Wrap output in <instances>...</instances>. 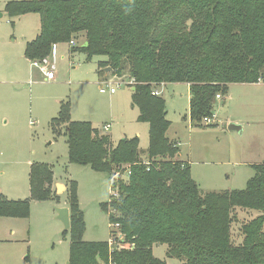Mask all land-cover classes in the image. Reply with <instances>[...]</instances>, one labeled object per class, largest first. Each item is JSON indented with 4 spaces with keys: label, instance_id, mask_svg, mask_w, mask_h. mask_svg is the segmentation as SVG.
Returning a JSON list of instances; mask_svg holds the SVG:
<instances>
[{
    "label": "trees",
    "instance_id": "1",
    "mask_svg": "<svg viewBox=\"0 0 264 264\" xmlns=\"http://www.w3.org/2000/svg\"><path fill=\"white\" fill-rule=\"evenodd\" d=\"M5 12L40 15L39 35L25 49L31 61L47 59L54 46L73 39L88 42L73 49L88 61L105 56L101 67L134 80L132 106L150 126L143 159L138 137L114 145L90 123L72 121L67 103L52 120L56 133L64 129L71 163L110 174L115 191L103 209L125 235L119 253H111L109 241H84V213L73 190L70 264H167L154 256L157 244H168V256L185 264H264V215L242 226L239 246L228 223L237 206L264 211V163L254 166L245 189L202 193L189 162L162 160L179 145L166 136L165 99L153 94L156 85L189 84L191 120L202 124L231 84L264 82V0H7ZM115 170L121 176L129 170L128 181L115 180ZM53 183L50 166L32 164L33 198L59 200ZM30 210V200L0 194V217L29 218Z\"/></svg>",
    "mask_w": 264,
    "mask_h": 264
},
{
    "label": "rangeland",
    "instance_id": "2",
    "mask_svg": "<svg viewBox=\"0 0 264 264\" xmlns=\"http://www.w3.org/2000/svg\"><path fill=\"white\" fill-rule=\"evenodd\" d=\"M6 1L0 0V194L30 200L31 210L29 218L0 217V264H70L72 230H65L56 218V208L72 209L73 190L84 213L83 240L108 242L120 234L122 238L112 248L119 253L125 235L111 224L103 209L115 191L110 174L71 163L64 129L56 133L51 123L62 103H67L72 121L90 123L100 134L111 136L114 145L122 138L138 137L141 157L148 159L150 126L139 120V109L132 106L133 87L129 79L103 70L107 67L100 63L105 56L88 61L86 54L74 50L70 43L58 45L54 80L45 79L39 66L22 65L27 43L39 35L40 15L11 18L5 12ZM85 43L80 39L76 47ZM49 57L52 60V54ZM111 87L116 88L115 93H110ZM155 89L165 99L171 121L166 136L179 145V152L162 160L189 162L202 193L245 189L255 175L254 166L264 163V82L231 84L229 95L216 99V120L211 124L192 122L187 83L169 82ZM232 123L241 125L243 131L231 130ZM108 124L111 127L105 129ZM32 164L52 168V191L59 200L33 198ZM114 172L117 175L121 170ZM115 175V180L128 181L127 174ZM55 182L66 189L58 194ZM262 215L264 211L244 206L229 210L235 245L244 240L242 226ZM168 250V244H157L153 254L167 264H185L169 257ZM113 264L117 263L113 260Z\"/></svg>",
    "mask_w": 264,
    "mask_h": 264
},
{
    "label": "built area",
    "instance_id": "3",
    "mask_svg": "<svg viewBox=\"0 0 264 264\" xmlns=\"http://www.w3.org/2000/svg\"><path fill=\"white\" fill-rule=\"evenodd\" d=\"M76 41L73 39L70 41V45L72 46H76ZM55 52H56V46L53 47V50H52V56H55ZM53 61V62H52ZM33 62V65L35 66H39L42 70V72L44 73L45 75V79L47 80H54L55 79V69H54V65H55V62L54 60H49V59H45L43 61H39V60H35V61H32ZM134 83V80H129L128 84L129 85H132ZM120 85V83H119ZM101 91L104 92L105 89L104 88H101ZM116 92V88L114 87H111L110 88V93H115ZM153 94L155 95H159V91L158 90H154ZM217 99H221L222 98V95L221 94H218L217 96ZM213 119H215V116H212V117H206L204 118V122L205 123H209L211 124L213 122ZM111 127L110 124L108 125H105V129H109ZM146 164H148V162H145ZM121 172L117 173V175H115L116 177L120 176ZM130 174V171L127 170V175ZM115 227H119V224H116L114 225ZM122 238V235L118 234V235H115V237H113L111 239V241H109V246L111 248V253H113L114 251H112V248L114 246V244H118L119 243V240ZM111 264H113V261L111 260L110 262Z\"/></svg>",
    "mask_w": 264,
    "mask_h": 264
},
{
    "label": "water",
    "instance_id": "4",
    "mask_svg": "<svg viewBox=\"0 0 264 264\" xmlns=\"http://www.w3.org/2000/svg\"><path fill=\"white\" fill-rule=\"evenodd\" d=\"M0 16H2V14H0ZM88 42H86L83 46H87ZM105 72H112V68L107 67L103 69ZM133 91L135 90V87L132 88ZM229 128L231 130H237V131H241V127L238 124L232 123L229 125ZM65 186L62 184H59V190L64 188ZM57 211V219L62 221L64 226H65V230H70L71 229V216H70V209L68 207H57L56 208Z\"/></svg>",
    "mask_w": 264,
    "mask_h": 264
},
{
    "label": "crops",
    "instance_id": "5",
    "mask_svg": "<svg viewBox=\"0 0 264 264\" xmlns=\"http://www.w3.org/2000/svg\"><path fill=\"white\" fill-rule=\"evenodd\" d=\"M77 43H78V41H77ZM71 47L72 48H74V47H76V46H72L71 45ZM25 49H26V47H25ZM25 49H24V51H25ZM58 50V45H56V51ZM55 55H56V52H55ZM50 58V57H49ZM21 60V59H20ZM52 60H54V62H55V56H52ZM53 62V61H52ZM21 64L22 65H33V62L31 61V60H29L25 55H24V60H23V63H22V61H21ZM163 85V84H162ZM188 85V87H189V93H190V85L189 84H187ZM231 86V85H230ZM158 90V89H157ZM229 95V94H228ZM189 97H190V94H189ZM240 127H241V131H243V127L240 125ZM181 157V155L179 154V156H178V158H180ZM59 184H61V183H59V182H55V187H56V190H57V193L59 194V192L61 191V189L59 190ZM63 185V184H62ZM64 190L66 189V187H64L63 188Z\"/></svg>",
    "mask_w": 264,
    "mask_h": 264
},
{
    "label": "bare ground",
    "instance_id": "6",
    "mask_svg": "<svg viewBox=\"0 0 264 264\" xmlns=\"http://www.w3.org/2000/svg\"><path fill=\"white\" fill-rule=\"evenodd\" d=\"M216 120V119H215Z\"/></svg>",
    "mask_w": 264,
    "mask_h": 264
}]
</instances>
